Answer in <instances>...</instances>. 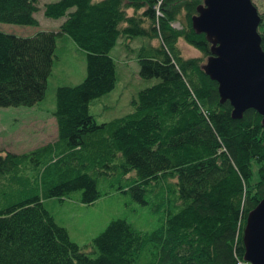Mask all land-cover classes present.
<instances>
[{
    "label": "trees",
    "instance_id": "1",
    "mask_svg": "<svg viewBox=\"0 0 264 264\" xmlns=\"http://www.w3.org/2000/svg\"><path fill=\"white\" fill-rule=\"evenodd\" d=\"M203 0H55L54 31H0V105L42 98L55 36L84 52V75L54 87L55 136L28 150H0V264H236L246 212L264 194V126L251 107L230 116L200 64L209 41L190 17ZM36 0H0V22L36 25ZM257 33L264 49V13ZM176 22L177 27L172 23ZM139 39L130 109L96 121L89 101L115 80L116 41ZM200 55H183L177 41ZM123 43V42H122ZM118 190L145 205L149 228L110 218L90 254L55 222L44 198L93 202Z\"/></svg>",
    "mask_w": 264,
    "mask_h": 264
},
{
    "label": "rangeland",
    "instance_id": "2",
    "mask_svg": "<svg viewBox=\"0 0 264 264\" xmlns=\"http://www.w3.org/2000/svg\"><path fill=\"white\" fill-rule=\"evenodd\" d=\"M55 0H36L33 13L36 25H20L0 22V31L27 36L37 30L54 31L63 17L50 18L42 14L44 3ZM258 13H264V0H251ZM177 27L176 22L172 23ZM123 42V43H122ZM139 39L116 41L111 55L115 59V80L108 91L93 97L88 104L89 112L98 121L120 115L130 109V98L136 89L156 80V77H139L132 48ZM181 53L200 55V52L179 39ZM54 57L46 77L43 96L32 105H0V150L21 152L50 140L55 136V122L51 114L54 107V87L58 84H74L84 75V52L66 34L55 36ZM55 222L66 228L69 238L81 249L94 254L90 239L106 222L116 216H123L134 226L149 228L154 215L131 199L129 194L113 190L101 194L90 203L79 202L74 197L58 199L44 198L42 201Z\"/></svg>",
    "mask_w": 264,
    "mask_h": 264
},
{
    "label": "water",
    "instance_id": "3",
    "mask_svg": "<svg viewBox=\"0 0 264 264\" xmlns=\"http://www.w3.org/2000/svg\"><path fill=\"white\" fill-rule=\"evenodd\" d=\"M259 15L250 0H203L190 17L196 33L209 41L200 64L215 80L219 101L230 104V116L251 107L264 126V49L257 33ZM242 258L264 264V194L246 212L241 230Z\"/></svg>",
    "mask_w": 264,
    "mask_h": 264
},
{
    "label": "built area",
    "instance_id": "4",
    "mask_svg": "<svg viewBox=\"0 0 264 264\" xmlns=\"http://www.w3.org/2000/svg\"><path fill=\"white\" fill-rule=\"evenodd\" d=\"M236 264H246V263L239 259L236 261Z\"/></svg>",
    "mask_w": 264,
    "mask_h": 264
}]
</instances>
